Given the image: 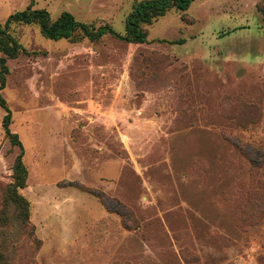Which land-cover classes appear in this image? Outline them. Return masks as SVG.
Segmentation results:
<instances>
[{"label": "rangeland", "instance_id": "obj_1", "mask_svg": "<svg viewBox=\"0 0 264 264\" xmlns=\"http://www.w3.org/2000/svg\"><path fill=\"white\" fill-rule=\"evenodd\" d=\"M142 0H0L125 35ZM146 43L46 38L1 92L24 148L30 221L7 264H264V0H195L144 26ZM0 106V210L20 149Z\"/></svg>", "mask_w": 264, "mask_h": 264}, {"label": "trees", "instance_id": "obj_2", "mask_svg": "<svg viewBox=\"0 0 264 264\" xmlns=\"http://www.w3.org/2000/svg\"><path fill=\"white\" fill-rule=\"evenodd\" d=\"M195 0H142L135 3L133 12L127 18L126 34L116 32L109 24L95 27L78 21L69 12H63L56 20L45 9L27 8L11 14L3 24H0V106L6 111L2 127L11 145L20 149L13 167V182L4 193L0 210V264H7L5 251L7 231L17 224V228L24 236L36 242L35 227L30 221V202L21 193L27 187L28 170L24 163V148L17 133L12 132V114L1 92L5 89L7 77L10 73L8 61L18 58L25 49L13 35V25H38L41 33L52 40H67L81 42L89 40L96 42L105 36L112 35L122 41L142 44L148 40V32L144 26L152 25L155 20L165 16L175 9L186 16L192 2Z\"/></svg>", "mask_w": 264, "mask_h": 264}]
</instances>
